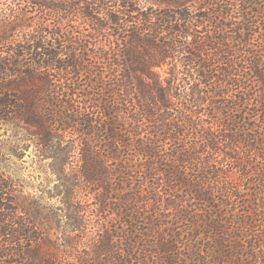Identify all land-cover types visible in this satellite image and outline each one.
I'll return each mask as SVG.
<instances>
[{"label":"trees","instance_id":"16d2710c","mask_svg":"<svg viewBox=\"0 0 264 264\" xmlns=\"http://www.w3.org/2000/svg\"><path fill=\"white\" fill-rule=\"evenodd\" d=\"M261 29L264 0H0V122L68 219L42 238L0 172V264H264Z\"/></svg>","mask_w":264,"mask_h":264},{"label":"rangeland","instance_id":"374dc122","mask_svg":"<svg viewBox=\"0 0 264 264\" xmlns=\"http://www.w3.org/2000/svg\"><path fill=\"white\" fill-rule=\"evenodd\" d=\"M256 15L250 16L248 19H257L255 20L257 23L258 20L263 19L262 14L257 13ZM260 15L261 17H259ZM233 17H238V14L233 15ZM258 30L260 31V28ZM229 101L233 103L234 99H229ZM231 114L239 115L235 111ZM0 172L17 189L16 201L20 210H22L19 215L26 213L31 217L36 222L38 231L42 233V238L46 240L49 238L60 244V246L66 245L64 244L66 238L63 237V230L60 228L65 224L63 221L68 220L66 217L62 218L66 205L62 196L59 195L61 188L58 187L59 184L56 182V178L49 171L47 162L41 159L39 147L30 138V134L14 124L2 122H0ZM92 197L91 195L84 196V194H81V197L75 202L76 205L74 204L75 207L85 210L79 213V216L92 224L88 226L87 232L83 236L80 233L78 234L81 237V245L76 249L78 256L88 252L91 253V247L94 243L92 238L97 233L98 222L102 221V219L96 217L95 201L92 200ZM249 207H240L238 209L239 214L251 219V216L246 214V211H251V205ZM82 213L84 214L82 215ZM105 216L103 215V217ZM111 218L110 215L106 217L107 220H111ZM118 218L116 217V220ZM105 225L111 226L110 223H105ZM118 225L119 220L115 221V229L120 227Z\"/></svg>","mask_w":264,"mask_h":264}]
</instances>
